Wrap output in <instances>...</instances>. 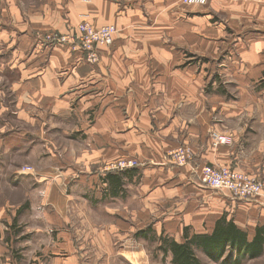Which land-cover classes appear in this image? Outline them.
<instances>
[{
  "label": "crops",
  "instance_id": "obj_1",
  "mask_svg": "<svg viewBox=\"0 0 264 264\" xmlns=\"http://www.w3.org/2000/svg\"><path fill=\"white\" fill-rule=\"evenodd\" d=\"M38 1L34 12L30 14L24 15L20 9L16 10V15L9 11L11 16H7L9 21L6 28L0 27V51L4 46L10 48L7 63L1 65L10 66L16 77L13 84L15 104L24 123L35 125L42 122V118L37 119L34 114H57L60 111L69 114L74 109L82 119L67 125L83 129L99 125L108 130L137 129L144 132L141 134L142 140L145 143L152 140L156 148L152 153H144L142 147H137L135 154L144 161L159 162L167 149L181 143L188 142L194 150L191 161L181 167L159 166L138 174L135 170H127L106 175V186L90 188L89 208L99 216L104 211L113 216V209L104 202L114 198L122 204V208L128 203L142 210L141 216L146 219L145 222L152 223L151 228H160L162 231L165 227L166 233H170L180 227V234L187 232L189 236L210 234L215 222L224 218L246 232L248 241L253 240L257 229L264 227L262 199L236 202L227 199L225 191L222 194L227 200L217 201L211 217L208 215L209 208L205 207L208 202L200 205L194 202L192 196L195 195L196 200L203 198L202 188L205 187L197 184L196 173L205 164L231 166L251 173L260 171L264 177V160L260 159L264 157V0H211L216 2L210 4L213 11L199 6L194 8L189 6L191 4L184 5L179 0ZM15 8L13 4L8 6V10L13 11ZM1 14L0 5V17ZM218 15L225 18L212 21ZM228 17L234 19L229 25L224 24ZM84 18L96 24L112 23L117 27L112 47L101 50L94 65L60 46L49 52L44 51L34 38L37 31H65ZM247 19L252 20L251 30L241 24ZM229 35H241L237 37L239 39L231 40L235 41L233 49L252 50L248 52V56L252 57V65L249 68L242 67L241 58L239 65L244 72L234 73L233 77L237 76L235 78H227L235 83L237 96H225L219 81L217 84L212 81L210 91L206 87L212 80L208 64L187 62L183 53L195 46L202 47L204 51L211 46L215 49L223 47L217 41L227 43ZM247 83H252V88L247 89ZM178 90L182 92L178 93ZM129 96L135 100L136 96H146V100L136 108L133 100L121 102ZM178 99L183 101L176 102ZM208 100L211 105L207 110ZM158 106L164 108V113L197 111L199 115L192 122L190 119L160 122L155 117L158 115L150 112ZM138 113L142 116L138 117ZM86 114L92 115V119L84 117ZM251 114L253 127L249 128L263 131L255 143V133L252 137L243 136L246 127L242 124L243 117ZM214 129L231 133L232 142L213 147L208 133ZM1 138L0 146L4 144ZM9 174L7 187L21 190L26 198L18 203L11 201L10 197L0 200V264H36L34 260L37 256L46 258L44 255L49 254L41 252L42 243L50 242L57 229L62 231L64 225H71L67 217L70 210L79 219L83 217L81 210L84 203L81 204V198L76 199L73 192L71 194L65 186L63 188L60 185L61 178L53 176L55 183L43 188L42 205L36 209L32 203V186H26L27 183H23L14 172ZM134 175L136 184L131 187L130 180L135 178ZM42 180L43 177H40L39 181ZM126 185L133 188L134 192L127 191ZM182 190L189 194V202L187 199L182 204L171 201L169 195ZM12 207L16 208L13 213L9 210ZM26 210L33 216L37 228L34 236L36 249L32 250L30 246L27 255L18 245L27 243L33 236L25 235L22 231L24 223H20L16 217V214L20 215ZM122 217L124 214L115 218ZM87 223V228H93L95 233L102 229L93 221ZM171 226H174L172 231L167 228ZM108 229L111 240L114 226ZM27 230L32 231L28 226ZM160 254L165 257L163 252ZM141 256L147 258V264L152 263L148 260L152 255L144 253ZM167 259L166 264H172L170 254Z\"/></svg>",
  "mask_w": 264,
  "mask_h": 264
},
{
  "label": "rangeland",
  "instance_id": "obj_2",
  "mask_svg": "<svg viewBox=\"0 0 264 264\" xmlns=\"http://www.w3.org/2000/svg\"><path fill=\"white\" fill-rule=\"evenodd\" d=\"M179 1L186 5L183 0ZM38 2V0H1L0 5L3 15L1 14L2 16L0 17V27L6 28L9 21L7 17L10 15L9 11L16 15V10L20 9L24 15L30 14L31 12H34V6L38 4ZM215 3L216 2L207 0L205 3L192 4L189 6H193L194 8L199 6L198 8L213 11L210 8V4L214 5ZM10 4H13V6L16 7L15 10H8ZM222 15L227 17L225 13H222ZM222 15L215 16L212 21L223 20L222 18L225 17ZM13 18L15 17L13 16ZM226 19L227 23L224 24L227 25L231 24L230 22L234 20L232 17ZM84 21H88L94 26L102 25L84 18L76 24L66 28L65 31H37L34 33V38L44 51L49 52L54 47L60 46L65 48L68 53L72 55L77 54L87 63L94 65L100 57V51L112 47L114 40L110 45L98 46L96 50V59L90 58L87 51H85L79 43L75 44L65 40L67 37H73L77 26ZM241 24L247 25L250 30L252 29L251 19L241 21ZM49 35H51V38H48ZM240 36L241 35L226 36L229 41L227 43L224 41V44L222 42L223 40H218V45H223V47L216 49L214 46H211V48L204 51L205 49L202 47L195 46L194 48H190L187 45L189 48L183 52L184 57L187 58V62L193 61L198 65L208 64V72L210 74V79L212 80H210L206 87H209L208 89L210 91L213 87L212 81L214 84H217L219 81L221 88L225 91V96H237L238 92L236 91L235 83L231 82L229 79L237 77H233L234 73L244 72V70L241 69L242 67L249 68V66L252 65V57L248 56V52H252V50L233 49L235 41L231 40ZM249 37H252V34H249ZM250 40H252V38H250ZM224 45H226V48ZM9 49L10 48L7 46H4L0 51V54H2V57H0V138L2 137L1 139H4V144L2 145L1 143L0 146V200L5 197H10L11 201H16L18 203L26 198L21 190L10 189L7 187L8 182L6 179H8V175H10L9 173L14 172L16 177L20 178L23 183H27L26 186H32L30 187L32 189V203L35 204L36 209L40 207V204L42 205L41 200L44 195L43 188L50 186L51 183H55L53 176L56 179L58 177L61 178L60 185H62L63 188L65 186L66 190H69L71 194L73 192L76 199L81 198V204L84 203V206L82 207L84 210H81V215H84L83 217L80 216L79 219V216L72 214L73 210H70L67 217L70 218L71 225H64L62 231L57 229L54 238L50 242L44 241L42 243L43 250H41V252H47L49 254L44 255L46 258L39 254L40 256H37L38 258L34 260L36 264H147V258L141 256L144 255V253H147V255L150 256L152 255V258H148L150 263L152 261L151 264H166L168 261V254L171 255V253L168 250L166 252L162 250L164 247L162 239H172L178 243L184 242V232L180 234V227L176 229V232L170 233H166L165 227V229L162 228V231L160 228H151L152 223L145 222L146 219L141 216L143 213L142 210L131 207V205H127L128 203H125L124 205L127 206L125 207L123 205L124 208H122V204H119L114 198H110L108 201L104 202V204H107L113 209L111 211L114 212V215L112 216L110 212L108 213V211H104V214L99 216L96 214L97 212L95 210L89 208L91 205L89 201V191L91 187L97 188L98 186H106L104 178L108 174H117L125 170H135L136 174H138L141 173V171L157 168L159 166H184L188 163L182 165L176 164L171 160L169 154L174 148L186 145L191 149L192 155L194 156L192 145L188 142L175 145L166 150L165 156L161 161L150 162L142 160L135 154L138 146L142 147L144 153H152L156 150L152 140L146 143L142 140L143 137L141 134H144V132L137 129H126L131 131H126L125 129L122 131H117L116 129L108 130L99 125L87 129L80 128L79 126V128H76V126L67 125L82 119L79 114L74 112L73 108L69 114L62 113L61 111L57 114L49 112H46L44 115L34 114V117L37 119L42 118V122L39 121V123L35 125L24 123L20 119L21 117L17 112L15 104L16 96L13 84L16 77L14 73L11 72L10 66L1 65L7 63L6 60L10 57ZM241 58L243 59L242 67L239 65ZM246 85L247 89L249 87L252 88V83H247ZM177 92L179 93L182 91L178 90ZM134 93L136 95V92ZM130 98L131 96L123 98L121 102H128ZM213 99L215 100L216 98ZM130 100L134 101L135 107L137 108L145 102L146 96H136V100ZM110 101L113 102V99H110ZM180 101H183V99L176 100V102ZM207 102L206 109L208 110L211 104L209 100ZM248 102L251 103L252 100L249 99ZM70 107H72L71 101ZM163 109L164 108L158 106L150 112H154L155 115L157 114L158 116L155 117H157L160 122H168L169 120L171 121V119H176L177 121H188L190 119V122H192L195 120V117L199 115V112L197 111H185L180 113L179 111L176 113L174 111L164 113L162 112ZM86 116L88 119L90 117L92 119V115H84V117ZM135 116L137 117V115ZM141 116L142 114L138 113V117ZM249 117H243L242 120V124L246 126L243 136L248 135L249 137H252L253 133H255V143L259 140L258 137L263 131L260 129H250V126L253 127L252 114L251 116L249 115ZM51 119H54V121ZM133 120L135 122V119ZM238 131L242 130L238 129ZM22 132L25 134H22ZM158 132L160 131L158 130ZM214 132L226 136L227 142L222 145L230 144L232 142L233 135L231 133L214 129L208 133V137L213 147L221 145L213 144L212 135ZM139 137L140 139H138ZM51 155L54 157H51ZM260 159L263 161L264 157ZM227 167L238 170L235 167ZM260 167L262 168L263 165ZM25 169L28 170L25 171ZM244 172L251 174L255 177V180H259L264 184V177L260 171H252V173L248 171ZM40 177H43L42 181H39ZM134 177L135 178L130 180L131 187L136 184V175H134ZM197 182L201 187H204L200 184L198 178ZM125 189L127 191L129 190V192H134V189L129 188L127 185ZM202 191V199L196 200L195 195L191 196L194 197V202H198L200 205L208 202V206L205 207L209 208L208 215L212 217L213 214L211 211L213 212L216 208L217 201H224V198L226 199L228 196L225 197L222 194L225 193L223 190H214L208 187L202 188ZM82 193H84V195ZM188 196L189 194H185L184 190L175 195H169L171 201H174L177 204H182L185 199L189 202ZM262 200L264 201V199ZM236 202L243 201L237 200ZM171 203L173 204V202ZM15 209V207L9 208L11 213H13ZM67 211L68 209L66 212ZM119 214H124V217H122V219H116L115 217H119ZM16 217L20 223H24L25 227L22 231H24L25 235L33 236L30 237L27 243L18 245V247L22 249L23 254L27 255L26 252H29L31 248L32 250L36 249V242L34 243L36 240L34 236H36L37 228L34 224V218L29 211L26 210L20 215L16 214ZM89 220L93 221L94 224L97 223V226L102 227V229H100L98 233L97 231L96 233L93 232V228L88 229L87 226L89 227V225L87 221ZM27 226L28 229L32 230L31 232L30 230H27ZM112 226H114V231L110 240V234L107 232H109L108 228ZM167 228L171 231L174 230V226ZM182 230L184 229L182 228ZM126 233L128 234L124 235ZM230 249V247L226 248L222 259H227V255L230 252H232L233 257L237 255L236 249ZM162 252L165 257L160 256V253ZM155 253L156 256H154ZM194 253L198 257L200 264H218V261L209 258L198 248L194 250ZM134 254H136V256ZM241 264H264V245L263 251L259 257L242 259Z\"/></svg>",
  "mask_w": 264,
  "mask_h": 264
},
{
  "label": "built area",
  "instance_id": "obj_3",
  "mask_svg": "<svg viewBox=\"0 0 264 264\" xmlns=\"http://www.w3.org/2000/svg\"><path fill=\"white\" fill-rule=\"evenodd\" d=\"M206 1L183 0L184 3L191 5L202 4ZM115 33L116 27L113 24L94 26L88 21H84L77 26L73 37H67L65 40L75 44L79 43L90 58L96 59L97 47L112 44ZM48 38H51V35ZM212 141L214 145L224 144L227 142V138L223 134L214 132ZM169 155L171 160L179 165L189 163L193 158L191 149L186 145L174 148ZM27 170L25 169V171ZM196 175L202 186L226 191L230 200L249 202L255 199H264V184L255 180V177L247 172L234 170L227 166L203 165Z\"/></svg>",
  "mask_w": 264,
  "mask_h": 264
},
{
  "label": "trees",
  "instance_id": "obj_4",
  "mask_svg": "<svg viewBox=\"0 0 264 264\" xmlns=\"http://www.w3.org/2000/svg\"><path fill=\"white\" fill-rule=\"evenodd\" d=\"M127 171V170H125ZM184 242L178 243L170 239H162L163 251H170L173 264H200L194 250L196 248L209 258L218 261V264H241L242 259H251L260 256L264 245V227L258 228L254 239L248 241L246 232L239 229L232 222L220 218L215 222L210 234H194L189 236L184 232ZM227 247L236 249V256L232 252L227 259H222ZM230 249V250H231Z\"/></svg>",
  "mask_w": 264,
  "mask_h": 264
}]
</instances>
